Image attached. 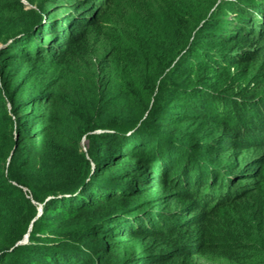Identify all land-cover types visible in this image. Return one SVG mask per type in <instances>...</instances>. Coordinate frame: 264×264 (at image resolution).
Returning <instances> with one entry per match:
<instances>
[{
  "label": "trees",
  "instance_id": "16d2710c",
  "mask_svg": "<svg viewBox=\"0 0 264 264\" xmlns=\"http://www.w3.org/2000/svg\"><path fill=\"white\" fill-rule=\"evenodd\" d=\"M0 264H264V0H0Z\"/></svg>",
  "mask_w": 264,
  "mask_h": 264
},
{
  "label": "rangeland",
  "instance_id": "374dc122",
  "mask_svg": "<svg viewBox=\"0 0 264 264\" xmlns=\"http://www.w3.org/2000/svg\"><path fill=\"white\" fill-rule=\"evenodd\" d=\"M9 108H10V107H9ZM85 150H86V149H85ZM85 150H84V151H85ZM23 190L25 191V193H27V190H26V189H23ZM42 213H43V208H42V206H38V216H37L36 219H38V218L42 215ZM31 230H32V225L30 226L29 231L31 232ZM27 235H30V234H27ZM27 235H26V237H27ZM26 237L24 238L23 241L20 242L21 245H27V244H29V237H28V240L25 241Z\"/></svg>",
  "mask_w": 264,
  "mask_h": 264
},
{
  "label": "water",
  "instance_id": "95a60500",
  "mask_svg": "<svg viewBox=\"0 0 264 264\" xmlns=\"http://www.w3.org/2000/svg\"><path fill=\"white\" fill-rule=\"evenodd\" d=\"M28 237H29V235H27V237H26L25 241H27V240H28Z\"/></svg>",
  "mask_w": 264,
  "mask_h": 264
}]
</instances>
